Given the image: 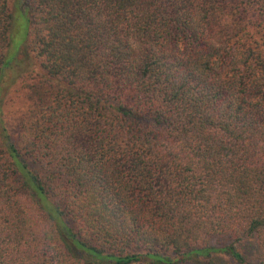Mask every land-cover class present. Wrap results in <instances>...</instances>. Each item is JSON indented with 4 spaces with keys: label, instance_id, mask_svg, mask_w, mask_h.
Wrapping results in <instances>:
<instances>
[{
    "label": "trees",
    "instance_id": "trees-1",
    "mask_svg": "<svg viewBox=\"0 0 264 264\" xmlns=\"http://www.w3.org/2000/svg\"><path fill=\"white\" fill-rule=\"evenodd\" d=\"M221 257L264 264V0H0V264Z\"/></svg>",
    "mask_w": 264,
    "mask_h": 264
},
{
    "label": "rangeland",
    "instance_id": "rangeland-1",
    "mask_svg": "<svg viewBox=\"0 0 264 264\" xmlns=\"http://www.w3.org/2000/svg\"><path fill=\"white\" fill-rule=\"evenodd\" d=\"M18 26V33H16L15 39L18 40L20 39L22 36V32H23V26H24V22L21 21L19 22V24H17ZM34 68V67H33ZM35 73V71L33 72ZM24 86L21 88L19 87V85L14 86L11 89L10 92V97H8V100H10V102H8L6 109L7 111H11L12 110V105L13 106H19L20 104H22L23 99L22 97L24 96V94L26 93V89L28 88L29 84L31 83V80L29 79H25V81L23 82ZM42 89L41 90H45V91H49L51 89V84L49 82L43 81L42 84ZM40 91V90H39ZM9 120H11V122H13V118L12 117H7ZM238 249L239 251L242 253L244 259L248 262V263H253L256 261L257 259V250L254 247L253 243L249 242V241H241L238 243ZM200 263H199V261ZM218 264H235L232 261H230L227 257H221L218 260ZM185 264H203V262L200 259H188L186 260Z\"/></svg>",
    "mask_w": 264,
    "mask_h": 264
}]
</instances>
